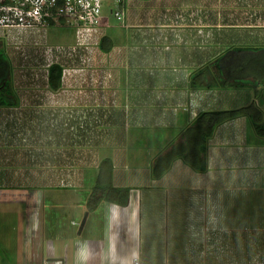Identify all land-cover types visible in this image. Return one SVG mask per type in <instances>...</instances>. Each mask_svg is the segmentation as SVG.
<instances>
[{
  "label": "rangeland",
  "instance_id": "374dc122",
  "mask_svg": "<svg viewBox=\"0 0 264 264\" xmlns=\"http://www.w3.org/2000/svg\"><path fill=\"white\" fill-rule=\"evenodd\" d=\"M136 1L137 5L133 6V10L139 11V18H142L147 14L143 8H149L145 5L147 1ZM256 1L232 0V27H224L220 21L216 28L208 27L207 22L201 19L199 30H184L130 27L127 17L123 25L111 14V11L118 7L117 0H106L102 15L106 20L109 19L110 26L98 30L99 35L91 36L93 42H86L84 45L78 43L76 30L64 27L63 24L55 23V28L48 27L42 35L37 33L35 36L27 32L25 27L4 30L0 33V46L4 47L0 53L9 60L8 87L44 88L40 92L41 96L48 98L45 101L47 103L43 105L44 109L53 110L55 113L51 120L46 119L42 124L37 120L26 123L24 127L18 124L14 127L17 130L16 134L11 135L12 140L8 137L11 142L7 143L6 139L2 141L0 151L7 145H14L16 148H22L14 155L19 158L18 155L23 154L25 158L26 154L33 155L37 149H48L52 146L60 156L64 155L59 157L61 165L86 163V172L91 178L99 173L101 162L105 158H111L119 174L118 182L126 188H133L135 183H151L154 179L152 158L157 154L153 160L154 164L157 157L167 152L173 143L183 140L180 137L182 131L190 126L189 124L183 130L177 129L176 119L180 114L190 112L187 109L191 92L186 91L183 94V103L166 107L168 96L175 97V94L155 92L157 81L148 77L150 70L154 69L153 57L157 54L171 55L177 52L176 55L184 53L183 56L187 58L189 54L199 51L200 63H185L190 66V70H196L199 65H210L215 58L232 48L247 44L264 48V12H260L261 27L240 28L242 23L252 24L251 21L259 15L253 10V5H257ZM260 1L264 2L259 0V3ZM222 17L225 18V15L219 16L220 20ZM182 33L184 38L189 39L184 51L176 44L177 39L181 41L183 38ZM193 35L198 37L193 38ZM86 37L89 38L90 33ZM104 37H110L114 41L113 49L109 53L101 49V39ZM197 38L198 45L194 42L192 44L191 41H197ZM54 64L63 68V89L56 95L46 90L49 86V70ZM171 65L173 64L165 62V66ZM250 80L253 83L256 81L255 78ZM259 83L258 87H255L258 92L264 89V82ZM188 87L186 85V88ZM188 90H191L190 87ZM236 93L239 92L232 90L228 95ZM233 97L230 99L235 100L236 96ZM259 100L263 101L261 98ZM36 106L33 103L21 102L19 113L33 110ZM155 111L158 119L154 124L150 117ZM167 112L179 116L175 121H166L164 116ZM193 117H196L194 113ZM84 131L88 133L86 144L80 142L83 138L80 133ZM60 141L62 143H59ZM60 145L63 146L58 147ZM80 147L84 149L81 150ZM2 153L5 155L7 152H1L0 156ZM24 158L22 160L26 164ZM0 162L2 164L1 158ZM166 179L165 177L162 181H167ZM185 180L192 184L194 178L187 176ZM257 182L258 188L250 190L247 197L244 189H238L237 192L233 189L218 188L209 193L207 201L203 203V200H200L199 204H196L193 197L195 192L154 190L152 194L155 196H150L147 202H144L147 213L143 217L142 227L140 192L131 189V206L116 207L113 247L110 251H104L101 246L100 262L122 264L124 261L140 257L144 258L143 264H264V169L259 170ZM3 185L0 179V218L20 213L14 209H20L31 202L26 189L8 188ZM162 192L165 207L158 211L154 200L160 198L156 194ZM35 196L33 201H39L46 207L43 211L47 229L46 247H51V233L56 230L57 224L61 228L60 230L58 226V232H63L65 225L81 241L88 239L93 244L98 240L97 236L107 229V219L101 213L102 207L95 213L86 210L77 218L78 225L71 227V214L68 215L66 204L52 205L53 203L45 197L43 189H36ZM55 197L65 201L68 194L56 190ZM53 201L55 200L51 202ZM200 204H204L203 207ZM207 210H214L216 219L209 227L211 232L204 238H198L194 230L203 216L205 217ZM162 211L165 221L163 237L148 236L145 216L149 214L155 218L152 221L154 225ZM88 213L85 227L80 234V227ZM13 225L15 224L12 222L11 229ZM10 249L11 247L4 248V240L0 237V262L7 259L5 253Z\"/></svg>",
  "mask_w": 264,
  "mask_h": 264
},
{
  "label": "crops",
  "instance_id": "0c3cea01",
  "mask_svg": "<svg viewBox=\"0 0 264 264\" xmlns=\"http://www.w3.org/2000/svg\"><path fill=\"white\" fill-rule=\"evenodd\" d=\"M124 1L126 5L127 23L130 21V27L199 30L201 28V19L207 22L206 26L208 27L213 26L216 28L218 21H220L221 24L223 23L224 27L234 26V24H230L232 23L231 15L234 10V7H232V0H145L147 1L145 5L149 8L148 10L146 7L143 8L144 11H147V14L143 15L142 18H139L141 17L139 16V11L133 10V6L137 5L136 0ZM256 2L257 5H253L255 6L253 10L257 11L256 15H259H255L256 17L254 16L255 19L251 21L252 24H249L250 22H248V24L242 23L243 25H241L240 28L257 29L261 27L260 17L262 14L260 12H264V2L260 1L259 3V0ZM248 9L247 7V10ZM221 15H225V18L222 17L221 19L223 21L219 18ZM203 26L206 27L205 25ZM51 27L55 28L56 26L52 25ZM31 34L34 36L36 35L35 33ZM182 35L183 38L181 41L177 39L176 44L178 47H182L184 51V46L189 43V39L184 38V33H182ZM195 37H198V35H193V38ZM196 40L197 41L192 40L191 43L198 45L199 38ZM112 43L114 45L113 40ZM248 45L249 44L242 48H255L252 47V45ZM259 49L264 50L263 47L258 48V50ZM176 54L177 52L171 55L157 54L153 57L155 64H153L152 67H154V69L152 71L150 70L148 76L157 81V86H154L155 92L165 93L167 95L175 94V97L173 95L168 96L166 107L172 106L174 103H183L185 100L183 94L186 93V91L187 93L191 91L187 109L190 112L180 114L178 119L176 118L179 115H175L176 113L171 115L172 112H167L164 116L166 121H175L176 119V128L183 130L202 112L234 110L255 103L258 110L263 114L264 124V89L259 92L257 89L251 87L241 88L242 90L239 88L192 89L190 87V77L201 67L199 65L196 70H190V66H187L185 63H200V52L197 51L196 53H192V55L189 54L187 58L183 56L184 53L183 55ZM165 62H170L173 65L165 66ZM186 85L189 86L191 90H188L189 87L186 88ZM62 89L63 85L58 90H54L51 86L46 87L48 93L54 95L60 93ZM43 90L44 88L41 87H0V144L2 141H5V139L7 141L8 137L12 140L11 135H14V133L16 134L17 129L14 127L18 124L24 127L26 123L32 122V120H37L39 124H42L46 119L51 120V118L54 117L55 111H45L44 109L45 107L43 105L47 103L45 101H47L48 98L47 96L40 95V92ZM232 90L239 93L228 95V92ZM228 96L231 98L236 96V99L231 100ZM259 98L263 99V101H260ZM21 102L33 103L35 106L37 105V108L19 113L20 111L18 108H20ZM193 113L196 117H193ZM150 119L154 124L157 122L158 115L156 111L151 115ZM152 127L153 125H151L150 128ZM80 136L83 137L80 139V142L86 144L88 139L87 131L80 133ZM83 139L86 140L83 141ZM9 142L11 141L8 140L7 143ZM59 143H62V141ZM62 146L63 145H60L58 147ZM81 148L82 147H80V149ZM20 149L22 148H16L14 145H7L0 151V153L7 152L5 155L2 153L0 156L2 161V164L0 162V176L2 178L0 179L4 184L3 187H20V189H26L31 202L26 203L25 206H22L20 209H14L17 211L19 210L21 215L18 212V214H13V216H8V214L0 218V231L2 232L0 233V237L4 240V248L8 249V247H11V249L8 250L9 252L5 253L7 259L0 262V264H54L56 261L62 264H105L100 262L102 259H99V250L101 246L104 251H110L113 247V221L115 214H117L116 207L119 206L104 203L96 210L97 212L102 207L101 210L103 211H101V213L107 219V229L104 230V233L97 236L98 240H95L94 244L89 242L88 239L81 241L80 238L72 234L70 229L66 228L65 225L63 226L65 227L63 228V232H58L59 225L57 224L55 226L56 230L51 233V247H46L45 238L47 229L43 212L46 210V207L42 206L39 201H33L36 199L35 190L43 189L45 197H47L50 203H53L52 205L57 206V204H66L67 213L68 215L71 214L69 218L70 226H77V218L88 210V198L92 188L96 184L98 172L96 176L93 175V178H91L87 175L86 170L88 167L86 163L81 165H76L75 163V165L72 166L61 165L59 157L64 155L60 156V153L52 146L48 149H37L33 155H31V153L28 155L26 154L25 158L23 154L21 156L18 155L19 158L14 155V153L16 154ZM208 153L209 169L206 173H198L182 159H177L170 170L160 179H153L149 184L135 183L131 189H136V191L140 192L141 201L139 208L141 214V227L144 224V222H142L144 221L143 217L147 213L146 209H144V202H147L146 200L149 199L150 196H155V194H152L154 190L172 189L173 191L184 190L190 191V193L195 192L193 197L196 200V204H199L200 200H203V203L207 201L210 196L209 193L215 192L218 188L224 190L233 189L237 192L238 189H244L246 197L250 190L258 188L259 183L257 179L259 170L264 169V137L257 134L248 117L237 118L221 125L209 142ZM156 155L152 158V170L153 160ZM23 158L27 162L26 164H24ZM108 159L112 160L111 158ZM112 162L114 164V186L126 188L123 184L118 182L119 174L115 167V162L113 160ZM184 176L194 178L192 184H188L189 182H186ZM165 177L167 181H162ZM159 184L163 186H159ZM56 190L68 194L67 199L65 201L57 200L55 197ZM46 191L48 192V196H46ZM156 195L160 196V198L157 197V200H154L156 201L155 205L158 207V211H160L165 207L164 192ZM52 200L55 201L51 202ZM203 205L200 204L202 207ZM130 206L131 204L127 207ZM93 212L95 213V211ZM87 215L89 216V213ZM146 217L145 228L149 233L148 236L152 235V237L155 238L163 237L165 231L163 211L161 212V216L156 218L157 221L154 225L152 221L155 218L153 219L149 214L145 216V218ZM215 219L216 215L214 214V210H207L200 224L198 223V225H196V229L194 230L196 237H206L208 232H211V228L209 227H211V223L214 222ZM12 222L15 225H13L11 229L10 225ZM103 223L104 221L102 224ZM204 223H206V225ZM59 229L61 230L60 226ZM96 243H98V245L95 246ZM140 255H142V253ZM143 259L144 258L139 257L132 261H124L122 264H135L137 261L143 264Z\"/></svg>",
  "mask_w": 264,
  "mask_h": 264
},
{
  "label": "trees",
  "instance_id": "16d2710c",
  "mask_svg": "<svg viewBox=\"0 0 264 264\" xmlns=\"http://www.w3.org/2000/svg\"><path fill=\"white\" fill-rule=\"evenodd\" d=\"M101 49L105 53L112 51L113 43L109 37L103 38ZM8 68V58H4L0 53V82L6 79ZM250 78H255L256 81L253 83ZM62 79V66L52 65L49 70V86L54 90L60 89ZM259 82H264V50L248 47L229 49L210 65H203L190 77V87L193 89L255 88ZM241 117H248L257 134L264 137L263 114L255 103L234 110L202 112L182 131L180 137L183 140L173 143L167 152L157 157L152 170L154 179L164 176L177 159H182L198 173H206L209 169L210 140L221 125ZM113 171L112 160L104 159L100 164L96 184L88 198V211H96L104 203L119 207H127L130 204L132 190L115 187Z\"/></svg>",
  "mask_w": 264,
  "mask_h": 264
},
{
  "label": "built area",
  "instance_id": "2783aa9c",
  "mask_svg": "<svg viewBox=\"0 0 264 264\" xmlns=\"http://www.w3.org/2000/svg\"><path fill=\"white\" fill-rule=\"evenodd\" d=\"M106 0H0V33L7 29L27 28V32L41 34L57 24L73 28L78 43L93 42V34L109 26V19L103 17ZM118 7L111 14L124 25L126 5L117 0ZM90 37L87 38V34ZM99 35V34H97ZM95 39L97 40L96 36ZM98 41V40H97ZM54 264H62L59 261ZM135 264H140L138 261Z\"/></svg>",
  "mask_w": 264,
  "mask_h": 264
},
{
  "label": "flooded vegetation",
  "instance_id": "af4514ba",
  "mask_svg": "<svg viewBox=\"0 0 264 264\" xmlns=\"http://www.w3.org/2000/svg\"><path fill=\"white\" fill-rule=\"evenodd\" d=\"M3 49H4V47H3V45H1L0 46V50H3ZM9 74L10 73L8 72L7 75H6V77H5L6 79L4 81H1L0 82V87H6V86H8V81L7 80H8Z\"/></svg>",
  "mask_w": 264,
  "mask_h": 264
},
{
  "label": "water",
  "instance_id": "95a60500",
  "mask_svg": "<svg viewBox=\"0 0 264 264\" xmlns=\"http://www.w3.org/2000/svg\"><path fill=\"white\" fill-rule=\"evenodd\" d=\"M87 218H88V215H86V217H85V219H84V221H83V223H82V225H81V227H80V234L82 233V231H83V229H84V227H85V224H86Z\"/></svg>",
  "mask_w": 264,
  "mask_h": 264
}]
</instances>
